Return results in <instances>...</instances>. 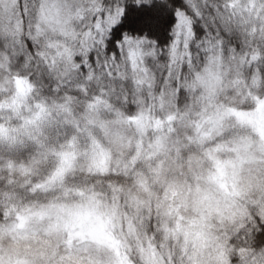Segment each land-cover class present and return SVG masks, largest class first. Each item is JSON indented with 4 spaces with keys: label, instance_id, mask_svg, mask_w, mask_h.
<instances>
[{
    "label": "snow or ice",
    "instance_id": "1",
    "mask_svg": "<svg viewBox=\"0 0 264 264\" xmlns=\"http://www.w3.org/2000/svg\"><path fill=\"white\" fill-rule=\"evenodd\" d=\"M5 68L0 264H264V0H0Z\"/></svg>",
    "mask_w": 264,
    "mask_h": 264
},
{
    "label": "clouds",
    "instance_id": "2",
    "mask_svg": "<svg viewBox=\"0 0 264 264\" xmlns=\"http://www.w3.org/2000/svg\"><path fill=\"white\" fill-rule=\"evenodd\" d=\"M221 6H223V0H221ZM47 63L48 61H45V64ZM22 71L23 68L11 70L8 68L4 69L2 80L3 87H0V105H5L3 111L4 114L7 115V113L11 110V105L15 104L17 112L22 114L21 118L23 119L27 113L36 107L37 104H46L47 101L52 100V97L46 95L48 87L47 84H43V82H41V85L35 84L31 80L32 73L29 72L26 75H22ZM51 71L52 69H49V72ZM52 78L55 79V76ZM9 80H11L10 84ZM17 80L21 82L19 85L16 83ZM55 90L56 85H53V91L55 92ZM101 91H103V89ZM37 96L40 97L39 100L36 99ZM53 103H55V101H53ZM15 114L16 113H13V116H15ZM97 183L99 182L97 181ZM118 227L119 224H117V230ZM155 227L156 225L154 223L153 228ZM162 230L163 224L161 225V228L157 230V232L162 233L161 239L160 241H157V243L162 242V250L166 255L168 251L167 245L169 243V239H171L173 247H176L177 240L174 237H170L169 233H164Z\"/></svg>",
    "mask_w": 264,
    "mask_h": 264
}]
</instances>
